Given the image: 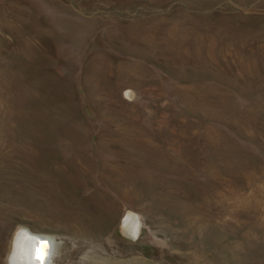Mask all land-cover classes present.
I'll use <instances>...</instances> for the list:
<instances>
[{
    "label": "rangeland",
    "instance_id": "rangeland-1",
    "mask_svg": "<svg viewBox=\"0 0 264 264\" xmlns=\"http://www.w3.org/2000/svg\"><path fill=\"white\" fill-rule=\"evenodd\" d=\"M20 231L264 264V0H0V264Z\"/></svg>",
    "mask_w": 264,
    "mask_h": 264
},
{
    "label": "bare ground",
    "instance_id": "bare-ground-1",
    "mask_svg": "<svg viewBox=\"0 0 264 264\" xmlns=\"http://www.w3.org/2000/svg\"><path fill=\"white\" fill-rule=\"evenodd\" d=\"M124 219L128 222L130 215ZM21 232L15 234L8 264H52L51 259L58 246L53 235H41L43 238L40 240H34L33 237H25L26 239L23 240Z\"/></svg>",
    "mask_w": 264,
    "mask_h": 264
}]
</instances>
